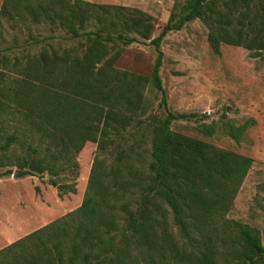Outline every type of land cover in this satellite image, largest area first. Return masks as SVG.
Segmentation results:
<instances>
[{
    "label": "trees",
    "instance_id": "1",
    "mask_svg": "<svg viewBox=\"0 0 264 264\" xmlns=\"http://www.w3.org/2000/svg\"><path fill=\"white\" fill-rule=\"evenodd\" d=\"M195 19L214 53L229 44L264 54V0H175L153 38V18L138 8L2 0L0 178L49 175L62 198L76 192L85 143L95 150L80 205L1 248L0 264H264L260 232L227 217L253 159L173 131V121L193 120L211 136L216 123L158 116L145 98L151 85L167 106L161 42ZM44 25L39 45L32 29ZM6 27L28 38L3 46ZM64 36L73 42L47 41ZM144 41L156 52L149 76L114 66L124 46ZM249 125L222 129L238 142Z\"/></svg>",
    "mask_w": 264,
    "mask_h": 264
},
{
    "label": "rangeland",
    "instance_id": "2",
    "mask_svg": "<svg viewBox=\"0 0 264 264\" xmlns=\"http://www.w3.org/2000/svg\"><path fill=\"white\" fill-rule=\"evenodd\" d=\"M86 1L146 12L154 21L153 38L165 24L175 0ZM32 30L35 38L41 40L39 45L44 37L50 36L46 25ZM4 35L3 46L13 47L14 36L20 45L28 38V30L7 28ZM47 41L62 46L73 42L66 36ZM160 48L163 60L159 74L167 106H159L161 94L148 85L145 98L151 112L161 117L166 111L196 112L204 116L201 119L206 123H216L214 134H202L193 120L173 121L171 129L253 159L227 217L255 227L264 246V213L260 206L264 197V54L254 57L243 47L229 44H222L220 53H214L207 41V29L198 19L188 22L181 30L167 33ZM155 57L152 44L135 42L123 47L114 66L149 76ZM246 121L250 125L238 142L222 129L224 122L241 125ZM94 150V143H85L77 155L76 192L62 198L49 184V175L22 176L16 169V176L8 174L0 178V249L80 205Z\"/></svg>",
    "mask_w": 264,
    "mask_h": 264
},
{
    "label": "water",
    "instance_id": "3",
    "mask_svg": "<svg viewBox=\"0 0 264 264\" xmlns=\"http://www.w3.org/2000/svg\"><path fill=\"white\" fill-rule=\"evenodd\" d=\"M16 174H17V171L15 170V171L12 173V175H13V176H16Z\"/></svg>",
    "mask_w": 264,
    "mask_h": 264
}]
</instances>
